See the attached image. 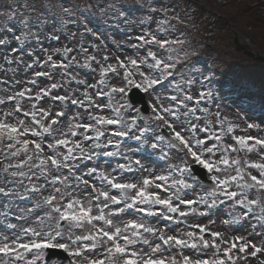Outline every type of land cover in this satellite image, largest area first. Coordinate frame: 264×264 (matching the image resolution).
Listing matches in <instances>:
<instances>
[{"label":"snow or ice","instance_id":"obj_1","mask_svg":"<svg viewBox=\"0 0 264 264\" xmlns=\"http://www.w3.org/2000/svg\"><path fill=\"white\" fill-rule=\"evenodd\" d=\"M137 5L0 0V264H264V120L225 111L188 0Z\"/></svg>","mask_w":264,"mask_h":264},{"label":"rangeland","instance_id":"obj_2","mask_svg":"<svg viewBox=\"0 0 264 264\" xmlns=\"http://www.w3.org/2000/svg\"><path fill=\"white\" fill-rule=\"evenodd\" d=\"M133 9L132 15L142 18L136 11L137 0H119ZM168 4L171 0H158ZM187 11L191 27L178 25L189 33V39L200 55L198 67L212 65L217 71L214 87L221 95V103L230 115H251L256 123L264 120V0H188ZM88 0H82L86 5ZM184 0H181L183 5ZM85 15H89L85 12ZM93 23L98 29L100 42L112 45L126 38L121 30ZM93 40L95 37L92 38ZM243 109V111H242ZM67 264V261L64 262Z\"/></svg>","mask_w":264,"mask_h":264}]
</instances>
